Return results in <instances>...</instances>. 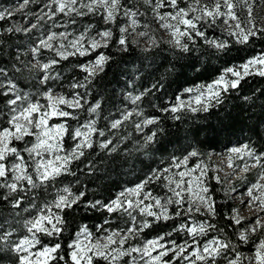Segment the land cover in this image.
<instances>
[{"label": "snow or ice", "instance_id": "snow-or-ice-1", "mask_svg": "<svg viewBox=\"0 0 264 264\" xmlns=\"http://www.w3.org/2000/svg\"><path fill=\"white\" fill-rule=\"evenodd\" d=\"M36 2L21 0L16 8L0 9V21L11 20L16 11ZM141 7L149 9L159 27L168 33L167 43L184 53L190 51L189 42L194 44L196 38L218 54L229 50L228 41L209 38L206 33L207 27L218 23L225 25L227 35L241 45L253 38H264V27L256 24V0H44L40 14H34L36 20L29 27L10 26L0 31V37L21 32L27 35L38 29L41 21L51 22L46 35L36 40L30 37L26 48H15L10 65L0 62V209L7 210L0 211V264H218L221 259L227 260V264H264V237L251 241L254 248L249 255L239 251L230 239H205L210 232L220 230L211 222L216 216V202L208 185L209 166L205 153L197 148L172 155L167 166L152 170L139 183L107 201L86 199V190L74 191L72 184L61 181L62 177L71 176L76 178L73 184L80 183L73 165L86 153L94 149L105 151L106 155L116 153L119 144L128 139L121 136L113 144L125 122L131 121L141 134L148 126L160 124L158 117H145L142 110L132 108L108 123L107 132L112 136L102 139L106 136L105 129L98 127L102 103L88 101V85L111 60L99 49L109 47L113 31L105 28L89 36L91 25L79 33L69 30L70 25L76 24V17L99 16L105 24L113 25L118 17H123L127 23L119 27L118 50L128 52L138 43L127 39L135 34L148 37L149 46L143 51L149 52L159 43L147 31L137 32L138 28L150 27L138 19L149 14L142 12ZM240 12L245 15L242 17ZM57 17L67 19L61 23ZM57 28L64 30H51ZM3 44L0 39V46ZM45 52L53 55L45 59ZM92 52L97 53L96 58L78 66L86 73L83 80L67 85L71 94L57 91L62 76L56 67L70 56ZM29 53L30 60L21 59ZM249 76L264 77V53L239 66L225 68L212 83L184 89L191 98L177 96L175 103L160 111L171 113V119L177 121L181 112L207 113L223 104L224 95L238 89ZM21 80L30 83L31 88L22 87ZM144 95L129 92L127 98L137 105ZM82 113L86 114L84 120ZM134 115L143 118L132 120ZM162 131V127H157L143 135L139 150L156 143ZM225 159L233 179L247 180V174L258 169L255 181L246 189L248 200L243 202L257 215L237 237L239 243L247 244L251 236L264 232V151L245 143L228 149ZM237 160L244 163L237 164ZM84 169L89 176L96 171L90 157ZM211 179L217 184L225 182L219 175ZM152 184H158L161 191L154 194L149 187ZM80 209L104 213L105 218L94 229L80 225L63 246L66 214ZM177 219L181 222L173 231L143 239L141 234L145 230ZM229 219L240 225L239 210H234ZM173 232L183 234V240L171 239ZM45 237L56 242L46 243ZM138 240L141 242L133 243Z\"/></svg>", "mask_w": 264, "mask_h": 264}, {"label": "trees", "instance_id": "trees-1", "mask_svg": "<svg viewBox=\"0 0 264 264\" xmlns=\"http://www.w3.org/2000/svg\"><path fill=\"white\" fill-rule=\"evenodd\" d=\"M21 0H0V9L16 8ZM31 8L29 4L26 8ZM28 12L34 11L35 7ZM22 10H18L11 20L0 21V31L16 26ZM141 11L145 12L144 7ZM145 17V16H143ZM113 39L109 47L100 51L111 56V60L105 65L104 70L88 85L90 95L87 97L90 103L101 100L100 119L98 127L105 129L106 136H112L107 132L108 123L120 117L125 110L138 108L143 111L145 117H158L159 125H151L144 129L147 135L153 128L162 127L163 131L158 133L156 143L148 145L140 151V145L144 143L143 136L135 131L131 121L125 122L118 134L113 138V144L120 140L121 136L128 139L121 142L116 153L106 155L105 151L94 149L86 153V157L73 165L77 170L80 183L73 184L75 177H62L64 184H72L74 191L86 190V199H102L107 201L127 187H132L143 180L152 170L167 166L172 155H182L191 148H197L205 153V159L209 154L227 151L233 146L245 143L251 144L258 151H264V77L249 76L241 82L236 90H230L224 95L223 104L212 108L209 112L196 113L181 112L180 120L171 119V113L161 112L160 109L170 107L175 103L176 97H184V89L195 87L200 84L207 85L217 79L227 67L239 66L247 59L264 53V38H253L247 45L235 43L234 39L227 35L218 25L207 27L206 33L209 38H218L228 41L230 49L224 53H217L214 48L209 47L200 38H196L193 44L189 42L190 51L181 52L172 47L166 41L158 39L159 47H153L151 51L144 52L146 48L127 37L129 42L136 41L128 52L119 51L116 40L119 37V28L112 27ZM32 34L21 33L5 34L4 44L0 51V62L5 65L12 63L11 54L17 46L27 47L31 42ZM22 58V57H21ZM86 58H68L62 61L57 69L61 73V86L64 88L75 80H83L86 73L79 69V65L86 63ZM21 86L27 88L24 80ZM155 85V87H153ZM62 87V88H63ZM69 89V88H68ZM72 91V90H71ZM82 93L84 89H79ZM137 95L145 93L142 100L133 105L127 98L128 93ZM247 97V99H245ZM87 107V105H86ZM86 114H81V120ZM106 118V119H105ZM143 117H132V120ZM70 144V142H69ZM69 146V145H66ZM96 166L92 175H85L84 169L88 158ZM84 169V171H80ZM217 184L214 179H209L208 185L211 189L213 199L216 202V216L211 222L220 231L209 233L205 239L220 236L230 239L238 245V250L245 255L251 253L254 244L262 235H253L247 244L237 241L240 231L245 229L250 221L244 220L240 225H235L229 217L234 214L236 204L232 195V186L226 180ZM60 182H58L59 184ZM82 185L85 186L82 188ZM154 194L160 192L158 184L149 185ZM6 212V209H0ZM67 230L61 237V243L66 246L71 239L72 233L80 225L87 224L94 229L103 221L104 213L85 212L83 209L75 213H67ZM198 219H208L198 217ZM181 221L179 219L160 223L151 229L145 230L144 239H152L163 233L173 231L174 227ZM119 223V221H117ZM171 239L177 242L183 240L181 233L173 232ZM46 243H55L54 239L44 238ZM227 260H219L218 264H226Z\"/></svg>", "mask_w": 264, "mask_h": 264}, {"label": "rangeland", "instance_id": "rangeland-1", "mask_svg": "<svg viewBox=\"0 0 264 264\" xmlns=\"http://www.w3.org/2000/svg\"><path fill=\"white\" fill-rule=\"evenodd\" d=\"M43 3H44V0H37L36 3H30L31 8H29L27 10L25 8L24 11L22 12V14L19 15L20 18L18 20H15L14 23H16V26H19L21 28H27L31 25V23L35 22L36 15H34V14H40V9L43 6ZM32 7H35V10L28 12L29 10L33 9ZM144 9H145V12H148L149 14L146 15L145 17L140 16V17H138V19L140 20L141 24H148V25H150V27H148L147 29L138 28L137 32L147 31L149 36L154 37L156 40L161 39V40H164L167 42L170 39V36L168 35V33L159 27L156 20L151 15L150 10L145 8V7H144ZM240 15L243 17L245 15V13L240 12ZM255 15H256L257 26L258 27H264V0H256ZM57 19L61 23H64L67 18L57 17ZM76 21H77L76 24L70 25L69 30L74 31L75 33H79L81 31H84L86 28H88L89 25H91L92 30H91V32L88 33L89 36H93L99 30H103L105 28L111 29L114 26L119 28L121 25L127 23L126 18L118 17L115 25L105 24L101 17L93 16V15H88L85 17H76ZM50 25H51L50 21L49 22L41 21L38 29H33L32 32H29L30 34H32V40H36L41 35H46L50 30ZM218 26L222 30L225 31V29H226L225 25L218 23ZM51 30L59 32V31H63L64 29L57 28V29H51ZM128 36H130L133 40L138 41L139 44L144 46V47L149 46V44L147 43L148 37L141 38L139 36H136L135 34L128 35ZM101 49H99V51ZM52 55H53L52 53L45 52L44 58L47 59V58L51 57ZM96 55H97L96 52H92L89 55H84V56L76 55V56H70L69 58H75V57L83 58L84 57L87 59L85 64H88L96 58ZM21 59L24 60L25 62H27L28 60L31 59V54L29 53L27 56H22ZM56 71H58L57 67H56ZM75 81H79V80H75ZM28 84H30V83H28ZM62 87L63 86H61V84L59 82V84H57L56 90L63 92L67 95L71 94L70 89L64 88V87L62 88ZM27 88H31V84L28 85ZM181 98L184 100H187L191 97L186 93L185 96L181 97ZM139 134L141 136L144 135V133L143 134L139 133ZM233 147H239V146H233ZM227 155H228V150L217 152V153H212V154L208 155V157L210 156V159H208V157L206 158V163L209 166L208 176L210 179L214 175H219L221 180L222 179L226 180L227 184L232 186V195H233V198H234V201L236 204L235 210H239V215L242 218V221H244V220L250 221L246 224L245 228H247V227L251 226L252 221L255 219L257 213L253 209L246 208L244 206L243 202H246L248 200V197L246 196V189L251 182L255 181L256 173H257L258 169H253L250 173H248L247 174V180L242 181L240 179H233L232 170L228 169L226 166L227 161H226L225 157ZM235 163L242 165L244 162L237 160V161H235ZM217 168H219L220 171H216ZM236 175H239V173H236ZM233 189H235V191H233ZM262 215H264V214H262ZM141 235L144 239V234L142 233ZM255 235H262V237H264V232H257ZM181 236H183V234H181ZM140 242L141 241L138 240V241H134L133 243H140Z\"/></svg>", "mask_w": 264, "mask_h": 264}]
</instances>
